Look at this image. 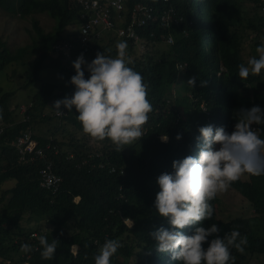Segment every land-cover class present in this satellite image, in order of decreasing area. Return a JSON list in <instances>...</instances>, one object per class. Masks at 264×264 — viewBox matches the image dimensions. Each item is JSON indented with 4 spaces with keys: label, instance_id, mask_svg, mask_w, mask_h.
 <instances>
[{
    "label": "trees",
    "instance_id": "trees-1",
    "mask_svg": "<svg viewBox=\"0 0 264 264\" xmlns=\"http://www.w3.org/2000/svg\"><path fill=\"white\" fill-rule=\"evenodd\" d=\"M82 1L0 0V8L9 13L25 17L46 12L54 19L47 33L33 20L35 36L14 50L0 36V70L25 63L31 56L33 82L43 67L62 63L60 54L52 55L60 43L70 44L72 57L68 61L81 52L90 61L97 51L114 56L115 43L125 40L129 66L148 83L152 111L143 135L133 144L119 151L105 139L93 150L75 131L64 129L68 141L58 140L53 132H34L35 122L57 117L90 137L82 131L74 108H63L58 116L50 108L52 99L71 95L74 86L68 81L73 67L62 63L68 80L42 82L32 94L28 92L29 102L22 105L23 110L11 102L14 90L0 85V264H93V254L105 238L121 242L110 257L111 264H179L169 253L157 252L149 235L156 228L169 227L153 206L158 191L155 180L161 172L172 171L173 159L197 155L198 127L222 125L230 132L238 108L256 104L264 109V71L243 80L237 76V65L246 63L242 56L245 30H250L249 52L253 56L256 45L264 40V1L248 0L254 13L247 16L245 10L244 17V0H120V8L112 0H97L98 8L86 15ZM91 16L99 20L88 34V49L84 50L80 25ZM101 16L108 18V23ZM173 17L176 20L171 21ZM120 29L123 34H119ZM129 31L134 34L128 35ZM162 44L165 46L160 49ZM178 63L182 64L180 69ZM189 77H196L193 87L186 84ZM201 79L206 81L203 86ZM173 87L171 107L167 101ZM258 127L264 138V125ZM27 132L36 141L35 148L43 149V159L22 158L16 140ZM178 132L179 140L175 139ZM161 135L167 140L162 141ZM43 162H49L60 179L55 190L40 183L38 168ZM110 165L116 169L109 170ZM230 186L248 200L254 215L218 218L216 195L210 201L213 216L204 223H217L220 235L238 228L247 243L243 251L231 249V264H247L250 254L264 257V175L244 174ZM124 218H130L132 225ZM42 219L49 227H36L33 230L40 233L30 236L31 222ZM193 227L181 231L191 234ZM40 235L59 241L51 260L40 257ZM21 243L30 244L31 250L21 252Z\"/></svg>",
    "mask_w": 264,
    "mask_h": 264
},
{
    "label": "clouds",
    "instance_id": "clouds-1",
    "mask_svg": "<svg viewBox=\"0 0 264 264\" xmlns=\"http://www.w3.org/2000/svg\"><path fill=\"white\" fill-rule=\"evenodd\" d=\"M126 48L127 42L119 40L115 43L114 56L97 51L90 61H86L82 52L78 54L71 61L74 69L68 81L74 86L71 95L54 98L50 102V108L57 114H63L61 106L68 111L74 108L84 133L98 141L109 140L119 151L139 140L152 111V104L147 98L148 83L129 66ZM255 51V56L237 65V76L241 80L249 74L264 71V40L256 45ZM176 67L180 69L182 64L178 63ZM195 83L196 77H189L186 81L191 87ZM199 83L203 86L206 81L201 79ZM171 90L173 93L168 103L175 95V90ZM258 125H264V109L253 104L237 109L230 132L222 125L198 127L197 155L173 159L172 171L161 172L156 177L158 191L153 206L169 225L149 233L157 252L169 253V258L179 264H231V249L243 251L247 238L238 228H231L220 235L217 223L206 226L204 221L213 216L210 201L217 193L231 187L244 174L264 175V138L260 136ZM160 139L166 141L167 136L161 135ZM175 139H180L179 132ZM115 167L110 165L109 170L114 171ZM127 219L132 225L130 218H124V222L128 224ZM186 226H194L191 234L181 231ZM33 233L40 232L32 230L30 236H34ZM58 243L56 238L48 240L45 235H40L41 259H53ZM73 246L71 251L75 253ZM31 247L28 243H21L20 251L27 253ZM120 247L118 239L105 238L93 254V264H111L110 257Z\"/></svg>",
    "mask_w": 264,
    "mask_h": 264
},
{
    "label": "rangeland",
    "instance_id": "rangeland-1",
    "mask_svg": "<svg viewBox=\"0 0 264 264\" xmlns=\"http://www.w3.org/2000/svg\"><path fill=\"white\" fill-rule=\"evenodd\" d=\"M246 10V15H252L254 13V5L248 0L243 1V17L244 11ZM37 20L38 24L41 26L42 30L47 33L51 31L54 25V19L51 18L46 12H32L31 14L21 17L18 14L9 13L2 8H0V36L6 40L8 47L11 50L16 49L18 46H23L31 42V39L35 36V31L32 27V21ZM246 31V32H245ZM244 34V50L242 56L247 61L250 56H253L250 45L252 41L249 39L250 30H245ZM165 44L161 45L160 49H163ZM149 49L150 46L148 47ZM56 57L55 54H52ZM67 58V57H66ZM33 57L26 59L25 63H13L7 65L5 68L0 70V85L5 89H13L14 94L12 96L11 102L13 104L21 105V110L24 109V104L29 102V96L27 93L31 94L36 91L42 82H61L68 80L66 70L62 69V63L66 67H72L71 61L68 59H61L58 65L55 66H45L41 69L37 80L31 82L32 79V67L31 61ZM179 80V79H178ZM30 81V82H29ZM175 90V87L172 88ZM173 93V90H171ZM11 104V105H13ZM169 105L172 107V99ZM52 106V104H51ZM47 109V108H46ZM61 124V126H59ZM55 126L57 128H55ZM35 133H45L50 135L51 132L55 134L58 140L68 141L70 138L67 131H75L76 137L84 140L87 145H90L91 149H96L101 146L100 141L95 140L90 137H84L83 134L69 121L59 120L57 117H51L50 119H45L43 121H37L34 123ZM3 188H0V193ZM218 200V218H232L235 216H252L254 215V210L250 206L248 200L244 198L240 193L235 191L232 187H228L223 192L217 193ZM77 199V198H76ZM126 222L131 225V221L128 219ZM30 231L38 227L40 229L48 228V224L44 219L39 221L31 222ZM75 249V247H73ZM247 264H264V257L258 254H250L247 257Z\"/></svg>",
    "mask_w": 264,
    "mask_h": 264
},
{
    "label": "built area",
    "instance_id": "built-area-1",
    "mask_svg": "<svg viewBox=\"0 0 264 264\" xmlns=\"http://www.w3.org/2000/svg\"><path fill=\"white\" fill-rule=\"evenodd\" d=\"M262 1H264V0H262ZM82 2H83L82 5H83V9H84L83 15L91 13L90 9L98 8V1L97 0H83ZM112 3H114L119 8L121 7V1L120 0H112ZM261 8L264 11V5ZM174 17L172 18L171 21L176 20ZM101 19L105 23H108V18H106L105 16H101ZM98 20H99L98 16H95V17L91 16V17L85 19L82 22V24L80 25V34L82 35L81 45L83 46L84 50L88 49V47L86 45L87 44L86 41L88 39V34L92 32V28L94 25H96V22H98ZM118 31H119V34L124 33V31L122 29H120ZM133 34L134 33L132 31L128 32V35H133ZM55 47H56L55 51H54L55 56L60 54L61 59H69L72 57V53L70 50V44L68 43V41H66L62 44L60 43V44L56 45ZM73 58L75 59L76 55H74ZM61 111H63L62 106H61ZM55 114L60 115V114H57L56 112H55ZM0 131H1V128H0ZM35 146H36V141H34L31 138V135L29 132L24 133L23 135L19 136L16 140V147L18 148L19 152L21 153L22 158H24L28 161H34L36 159H43V157H44L43 149L42 148H35ZM26 156H28V157H26ZM43 163H44L43 166H40L38 168V173H39L40 179H41L40 183L45 187L53 188L55 190L60 179L55 174V172H53L51 170V166H50L51 164L49 162H43ZM33 235H36V233H33Z\"/></svg>",
    "mask_w": 264,
    "mask_h": 264
},
{
    "label": "bare ground",
    "instance_id": "bare-ground-1",
    "mask_svg": "<svg viewBox=\"0 0 264 264\" xmlns=\"http://www.w3.org/2000/svg\"><path fill=\"white\" fill-rule=\"evenodd\" d=\"M169 14V13H168ZM163 18V17H162ZM165 20V19H164ZM167 21H168V18H167ZM163 23V22H162ZM73 247H75L76 248V246H73Z\"/></svg>",
    "mask_w": 264,
    "mask_h": 264
}]
</instances>
